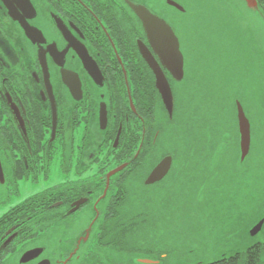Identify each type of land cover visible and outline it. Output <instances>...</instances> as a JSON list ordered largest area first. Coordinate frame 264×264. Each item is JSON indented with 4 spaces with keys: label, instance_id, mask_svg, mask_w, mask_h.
I'll use <instances>...</instances> for the list:
<instances>
[{
    "label": "flooded vegetation",
    "instance_id": "obj_1",
    "mask_svg": "<svg viewBox=\"0 0 264 264\" xmlns=\"http://www.w3.org/2000/svg\"><path fill=\"white\" fill-rule=\"evenodd\" d=\"M130 2L164 18L176 33L202 29L211 14L242 11L233 5L249 10L242 0H0V187L7 189L8 199L29 193L0 217V264H130L132 217H145L151 225L146 230L156 219L155 200L147 191L141 196L142 208L134 210L137 176L146 188L169 190L181 176L197 180L199 167L186 168L199 161L197 156L208 165V156L218 155L191 150L201 127L186 116L194 75L185 63L183 79H174L153 51ZM257 3V10L264 11V1ZM188 18L191 23H183ZM139 41L169 82L172 118ZM76 47L86 48L95 60L98 81L87 72ZM131 48L139 55L119 54ZM234 128L239 134L237 119ZM134 142L136 148L131 147ZM168 155L173 156L168 174L146 185L152 169ZM124 164L108 184V174ZM58 167L62 181L41 187ZM34 184L39 188L29 191ZM235 234L240 239L241 229ZM32 250L38 255L22 261Z\"/></svg>",
    "mask_w": 264,
    "mask_h": 264
},
{
    "label": "rangeland",
    "instance_id": "obj_2",
    "mask_svg": "<svg viewBox=\"0 0 264 264\" xmlns=\"http://www.w3.org/2000/svg\"><path fill=\"white\" fill-rule=\"evenodd\" d=\"M189 20L183 23H191ZM178 35L187 71L194 75L186 116L201 126L191 150L218 155H209L208 165L197 156L199 161L186 167L187 171L199 167L197 180L188 182L181 176L169 190L147 189L137 176L139 187L132 200L138 207L134 210L142 208L141 196L147 191L155 200L151 207L156 219L151 229L136 237V247L141 250L130 253V264L143 259L161 260L156 264L217 260L253 242L247 226L242 229L241 224L264 209V166L259 167L264 160V11L231 9L222 15L211 14L202 29H180ZM235 99L242 102L251 122L253 153L246 158V166L239 163L236 150ZM187 137L185 133L186 141ZM60 179L58 167L51 181L41 187ZM38 188L34 184L28 190ZM6 193L0 187V217L29 194L26 191L22 197L8 199ZM239 228L240 239L235 234ZM259 241L263 244L264 236Z\"/></svg>",
    "mask_w": 264,
    "mask_h": 264
},
{
    "label": "water",
    "instance_id": "obj_3",
    "mask_svg": "<svg viewBox=\"0 0 264 264\" xmlns=\"http://www.w3.org/2000/svg\"><path fill=\"white\" fill-rule=\"evenodd\" d=\"M246 3L249 10H257V0H242ZM174 3V2H173ZM175 4V5H174ZM174 6L182 8L179 4L174 3ZM131 7L134 9L135 13L139 17L144 27L145 33L147 35L148 40L152 45V49L155 54L161 60L162 65L167 68V70L171 73L175 80L181 81L184 77V66H185V56L181 49V41L178 33L174 30V28L162 17L153 14L149 9L144 6L136 5L130 2ZM242 8V11H246L245 5H233L232 7ZM246 8V9H245ZM233 10V9H232ZM248 10V9H247ZM235 11V10H234ZM225 14V13H222ZM222 14H213V15H222ZM27 29V28H26ZM28 31V29H27ZM138 48L142 56L146 59V61L151 66L154 71L157 79V88L161 94L164 106L167 110V113L172 118L174 112V97L169 85V82L162 71L160 65L156 61L153 53L150 51L148 47L142 42L139 41ZM78 52L79 56L82 59V62L87 70V72L91 75L93 79L98 81L101 77V72L96 64L93 57L89 54L86 48H75ZM64 55V53H63ZM120 58V57H119ZM59 64L63 67L62 71L67 76H70L71 73L69 70L64 69V62L60 61ZM98 75V76H97ZM77 76V75H76ZM78 78V76H77ZM79 79V78H78ZM99 83V82H98ZM100 84V83H99ZM236 106V119L238 121L239 134L237 132L238 139V147H239V159L240 162H244L249 155L251 143H252V130H251V122L245 112L244 106L242 102L237 99L235 102ZM101 115V126L105 127V123L107 121V112L105 104L102 105L100 110ZM56 118L54 117V123ZM119 137V136H118ZM118 138L116 140V143ZM173 163V156L168 155L165 156L150 172L149 176L145 180L146 185L154 184L160 180H162L170 171ZM127 164H124L114 171L108 174V184L109 178L115 174L116 172L124 169ZM264 228V217L257 221L250 229L249 234L251 237H256L261 233ZM38 255L37 250H32L25 253L22 257V261L30 260ZM141 262L144 263H158L159 261L147 260L143 259Z\"/></svg>",
    "mask_w": 264,
    "mask_h": 264
},
{
    "label": "trees",
    "instance_id": "obj_4",
    "mask_svg": "<svg viewBox=\"0 0 264 264\" xmlns=\"http://www.w3.org/2000/svg\"><path fill=\"white\" fill-rule=\"evenodd\" d=\"M264 1V0H263ZM126 50H128L126 52ZM119 54L122 56H133V55H139L138 49L137 48H131V49H121L119 51ZM137 106V105H136ZM164 114V113H163ZM169 134V130L167 129L165 132L163 131V135H162V142H161V146L164 145L165 143V138L166 135ZM131 147L136 148L137 147V143H132ZM236 150H239L238 147V139H237V143H236ZM135 160L131 161L130 168H133V163ZM247 160H245L244 162H240V164H243V166L247 165L246 162ZM264 166V160L263 162L259 161V167ZM142 181V180H141ZM142 217V216H141ZM254 217V218H253ZM251 219V221L249 223H245L241 224L242 229H246V233L249 235V229L252 227V225H254L257 221H259L261 218L264 217V209L262 211H260L257 215H254ZM3 221V220H2ZM147 221V219L144 217L140 218V215L137 216V219H135V217H132L131 220V227H132V235L130 237V249L132 252H137L136 250H141V247L137 248L136 247V237L139 236L142 232H144L147 228H149L151 225L145 223ZM247 224H250L249 227ZM244 225V226H243ZM264 236V228L261 231V233L259 235H257L256 237H251L250 238L253 240V242L249 245H247L246 247H244L243 249L239 250L236 249V251L232 252L231 254L228 255H222L220 258H218L217 260L214 261H209V262H199L196 264H264V243H260L259 238ZM136 264H142L139 263L137 261Z\"/></svg>",
    "mask_w": 264,
    "mask_h": 264
}]
</instances>
